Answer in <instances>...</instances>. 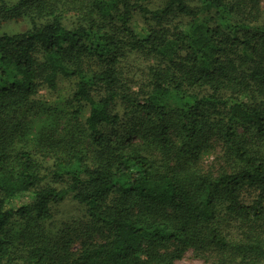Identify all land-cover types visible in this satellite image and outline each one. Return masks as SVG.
<instances>
[{"label":"trees","instance_id":"1","mask_svg":"<svg viewBox=\"0 0 264 264\" xmlns=\"http://www.w3.org/2000/svg\"><path fill=\"white\" fill-rule=\"evenodd\" d=\"M151 1L71 3L77 12L70 24L54 5L41 23L31 18L29 31L0 33V264H18L9 237L12 221L47 222L52 206L67 196L111 231V240L84 244L76 255L34 245L20 264H173L174 254L209 247L234 248L264 263L263 230L234 244L217 225L220 207L264 219V152L246 142L258 138L264 148V23L218 25L227 0H165L159 8L150 7ZM44 3L17 0L7 6L0 0V14L19 15ZM128 51L160 62L150 69L151 92L141 100L119 89L117 64ZM91 62L95 71L87 73ZM61 79L75 81L72 118L87 110L86 144L65 148L46 173L54 186H44L34 153L25 144L15 148L2 121L30 104L40 85L55 90ZM173 95L183 103L178 149L183 165L164 167L128 145L124 152V135L131 131H125L116 107L125 104L142 115V138L166 152ZM214 126L225 129L234 169L211 179L188 163L197 160L202 138ZM247 191L256 193L250 204L241 197ZM22 196L32 201L11 206Z\"/></svg>","mask_w":264,"mask_h":264},{"label":"rangeland","instance_id":"2","mask_svg":"<svg viewBox=\"0 0 264 264\" xmlns=\"http://www.w3.org/2000/svg\"><path fill=\"white\" fill-rule=\"evenodd\" d=\"M17 0H5L7 6H12ZM87 0H45V3L33 6L19 15L0 14V33L15 34L29 31L32 28V17L39 20L47 14L48 8L56 5V13L63 15L66 24L75 22L77 11L69 8V4ZM165 0H152L150 7H162ZM194 3L198 0H192ZM196 2V3H197ZM195 3V4H196ZM228 7L216 19L218 25L227 28L229 23L241 21L251 26H260L264 23V0H227ZM61 11V12H60ZM160 62L153 55L142 52H126L119 60L117 69L119 72V89L134 98L142 99L150 92L149 72ZM87 73L95 71V65L91 62L85 66ZM75 89V81L70 79L59 80L55 90L40 85L38 95L32 102L24 107L10 111L2 121V128L8 129L6 134L12 138V144L27 149L34 153L36 161L40 165V171L46 177L48 169L52 167L53 160L59 155H65L64 149L77 148L79 142L86 144L83 133V123L87 116V110L78 119L72 118L74 106L70 103ZM195 93V94H193ZM196 95V92H189ZM183 103L178 97L171 96L167 104L169 123V138L167 151H161L150 143V139H143V127L140 128L142 115L136 113L125 104H119L116 110L123 119L125 131H131L124 135V152L137 150L147 155L158 164L173 168L182 166L184 160L179 157L178 149L182 143L180 133L182 118L179 115ZM145 120L144 123L145 124ZM122 126V127H123ZM148 126V125H147ZM146 126V127H147ZM208 135L203 139V145L198 153L197 160L188 163L189 169H197L201 175L215 178L222 173L233 172L234 164L231 161L229 145L225 138V129L221 126L209 127ZM249 146L264 152L258 138L246 139ZM18 148V147H17ZM44 186H54L46 177L42 182ZM242 200L246 204L252 203L256 198L254 191L242 194ZM32 199L22 196L11 202V206L20 203H29ZM110 203V202H109ZM217 225L222 234L230 243H238L246 239H252L255 229L264 231V219L251 220L226 213L220 207ZM9 237L12 239L14 262L20 264L21 257L34 245L44 244L54 254L67 252L76 255L84 244L99 245L107 243L112 238V232L91 221L85 212V207L80 205L71 196L64 201L52 206V219L38 223L33 217L29 219H15L9 227ZM174 249H170V253ZM176 258L173 264H264L254 256L237 250L220 251L209 247L204 249H188L185 252L174 254Z\"/></svg>","mask_w":264,"mask_h":264}]
</instances>
